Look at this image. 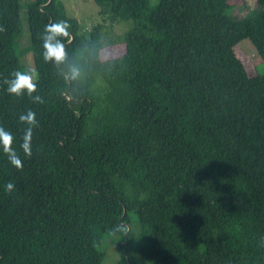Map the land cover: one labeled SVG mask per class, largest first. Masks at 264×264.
<instances>
[{"label":"trees","instance_id":"1","mask_svg":"<svg viewBox=\"0 0 264 264\" xmlns=\"http://www.w3.org/2000/svg\"><path fill=\"white\" fill-rule=\"evenodd\" d=\"M93 1L132 22L118 56L101 59V24L84 30L60 0L27 5L35 103L6 90L22 26L19 0H0V126L21 160L0 146V264H102L110 244L119 264H264V73L234 50L248 39L264 63V0L242 17L229 0ZM60 20L65 59L44 62Z\"/></svg>","mask_w":264,"mask_h":264},{"label":"rangeland","instance_id":"2","mask_svg":"<svg viewBox=\"0 0 264 264\" xmlns=\"http://www.w3.org/2000/svg\"><path fill=\"white\" fill-rule=\"evenodd\" d=\"M31 0H19L20 11L19 17L22 26V32L18 39V46L23 49V53L19 60L23 66V71H31L34 69L31 52L26 47L30 45V36L27 27V5ZM66 13L74 17L80 23V27L84 30L91 29L96 24H101L100 29V58L107 59L115 57L123 53L124 43L122 41L123 33L131 26V20L119 21L111 24L99 14V8L93 0H60ZM157 0H150L155 3ZM231 8L230 13L237 17L245 15L247 10L254 9L256 0H229ZM235 53L243 63L248 75L264 73V63L257 55L254 47L248 39L240 40L234 47ZM35 70V69H34ZM136 261L143 263L141 256L132 253ZM119 253L114 244H110L106 248V254L102 264H119Z\"/></svg>","mask_w":264,"mask_h":264},{"label":"clouds","instance_id":"3","mask_svg":"<svg viewBox=\"0 0 264 264\" xmlns=\"http://www.w3.org/2000/svg\"><path fill=\"white\" fill-rule=\"evenodd\" d=\"M71 24L66 20H60L58 22L46 25L43 33L41 34L42 41V57L44 62L54 61L62 62L65 59L66 53L63 44L60 42L59 37H67ZM0 31H3L0 28ZM79 75L77 69L72 70L71 78H75ZM38 74L33 69L31 71L16 70L11 73V79H6L5 84L7 85V91L9 94L15 95L16 97L24 96L31 97L35 103H43L42 98L39 95L33 96V93L37 92L36 79ZM36 114L29 109L27 114H21L19 120L26 124L27 127L24 129L20 148L23 150L25 155H31L32 147V136L33 129L38 126V121L35 118ZM14 137L11 132L6 131L0 126V146L3 147L4 152L10 163L16 167H21V160L16 149L13 147ZM15 190L13 182H8L5 185V191L11 193ZM118 230L126 231V229L119 228Z\"/></svg>","mask_w":264,"mask_h":264}]
</instances>
